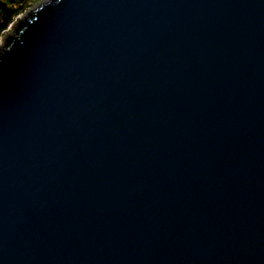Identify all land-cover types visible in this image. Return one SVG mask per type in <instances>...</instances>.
<instances>
[{
    "label": "water",
    "instance_id": "obj_1",
    "mask_svg": "<svg viewBox=\"0 0 264 264\" xmlns=\"http://www.w3.org/2000/svg\"><path fill=\"white\" fill-rule=\"evenodd\" d=\"M0 264H264V0H38L0 39Z\"/></svg>",
    "mask_w": 264,
    "mask_h": 264
},
{
    "label": "trees",
    "instance_id": "obj_2",
    "mask_svg": "<svg viewBox=\"0 0 264 264\" xmlns=\"http://www.w3.org/2000/svg\"><path fill=\"white\" fill-rule=\"evenodd\" d=\"M37 0H0V37L20 14Z\"/></svg>",
    "mask_w": 264,
    "mask_h": 264
},
{
    "label": "rangeland",
    "instance_id": "obj_3",
    "mask_svg": "<svg viewBox=\"0 0 264 264\" xmlns=\"http://www.w3.org/2000/svg\"><path fill=\"white\" fill-rule=\"evenodd\" d=\"M38 1V0H37ZM17 17L13 20V22L8 26L7 30L1 35L0 39L3 37L11 36L13 35L15 23H16Z\"/></svg>",
    "mask_w": 264,
    "mask_h": 264
}]
</instances>
